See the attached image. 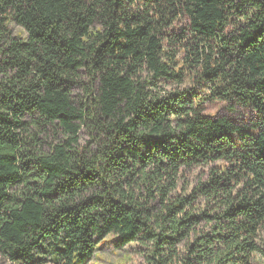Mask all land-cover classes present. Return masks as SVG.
Instances as JSON below:
<instances>
[{"label": "clouds", "instance_id": "obj_1", "mask_svg": "<svg viewBox=\"0 0 264 264\" xmlns=\"http://www.w3.org/2000/svg\"><path fill=\"white\" fill-rule=\"evenodd\" d=\"M0 264H264V0H0Z\"/></svg>", "mask_w": 264, "mask_h": 264}]
</instances>
